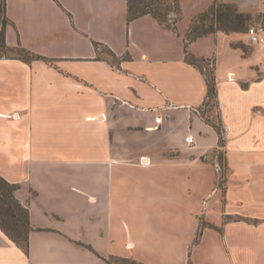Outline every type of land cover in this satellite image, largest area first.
<instances>
[{
    "label": "crops",
    "instance_id": "obj_1",
    "mask_svg": "<svg viewBox=\"0 0 264 264\" xmlns=\"http://www.w3.org/2000/svg\"><path fill=\"white\" fill-rule=\"evenodd\" d=\"M5 1L7 44L20 42L50 61L0 56V174L19 185L32 225L28 253L0 227V264H107L110 255L185 264L184 252L208 247L169 233L144 246L170 260L150 261L129 252L135 241L124 251L84 227L89 217L72 210L69 189L77 175L94 172L103 190L123 143L128 158L153 160L147 167L137 161L133 173L152 190L160 178L176 219L214 199L208 222L230 264H264V42L222 30L186 40L192 21L214 4H237L264 24V0H180L177 31L152 14L130 20L129 0ZM95 42L115 56L99 54ZM187 50L214 62L217 108L206 119L208 81ZM214 124L223 128L224 145ZM216 150L225 155L223 184L220 163L211 159ZM187 186L201 198L197 207L185 200Z\"/></svg>",
    "mask_w": 264,
    "mask_h": 264
},
{
    "label": "rangeland",
    "instance_id": "obj_2",
    "mask_svg": "<svg viewBox=\"0 0 264 264\" xmlns=\"http://www.w3.org/2000/svg\"><path fill=\"white\" fill-rule=\"evenodd\" d=\"M99 52L109 55L108 48L104 46L99 47ZM2 54L10 57H30L29 54L23 55L19 52H5ZM210 67L211 66H208L207 70H209ZM211 105L212 108H201V112L204 113L205 117L209 118L211 116V114H207L208 110H216V102H213ZM179 125L180 128L183 127L182 124ZM184 128H186V134L193 136L195 139L196 133L191 130L189 120H186ZM219 129L223 136V128L219 126ZM144 135H146V133H144ZM128 147L129 146L123 143L122 160L118 162V164L112 166L114 168L111 169L110 173L109 170H107V181L105 180L103 190H100V187L94 186L96 180L94 172H90L84 176L79 174V177L77 175L74 181V185L76 186V188H74L75 191H72L71 188L69 189V198H72L73 203L72 210L74 209V211L77 212V208H79V212L89 217L88 222L84 221V227L89 229L90 233L100 238L104 237L106 240L113 239L124 251H126L127 241H135L136 245L128 246L129 252L131 254H139L143 257H147L150 261H168L170 259H168V254L147 252L144 242H151L156 238L162 239L164 235L169 233H175L181 236L184 235L185 239H191V247L193 248L197 247V243L202 240L203 242L205 241L204 244H206V242L210 244L208 245L210 248L206 247V245L200 248L198 247L194 252H184V255H187L185 264H196L197 262L201 264H230L231 258L229 254L220 247L222 246L220 245V242L223 241L222 237L220 238V235L210 228L208 222V215L211 213L210 211L214 199L208 198L202 201L199 214H189L188 211H185L184 221H179L172 213L175 212L172 209V202L174 200H172V197L168 200L165 199L169 190L164 191L163 188L166 185L162 183L160 178H157L156 189L152 190L149 181L144 176L139 177L133 173L132 166L135 165L137 161V164L147 167L152 164L153 160H149L148 163L145 162V159L148 158L147 156H141L137 161V158H128L127 156H131V153L128 155ZM131 148L136 149L137 147L133 146ZM170 154L171 156L175 155L173 153ZM221 157L224 164L223 167L221 166V179H223L224 175L227 173L225 155L222 150H216L211 154V159L215 158L219 161ZM82 189L86 191L84 198H87L88 195L91 197L89 199L90 202L82 198L81 193H84L81 191ZM189 189L190 187L187 186L185 200L187 203L193 200L195 205L192 204V206L197 207L196 205H198L199 199L201 198L197 194L194 196L195 194ZM92 194H94L95 197H92ZM168 202L169 206H167ZM195 224L196 226L194 229L193 226ZM193 229L194 234H191ZM218 232L222 234L220 230ZM189 254L190 257H188ZM138 258L143 260L140 256H138Z\"/></svg>",
    "mask_w": 264,
    "mask_h": 264
},
{
    "label": "trees",
    "instance_id": "obj_3",
    "mask_svg": "<svg viewBox=\"0 0 264 264\" xmlns=\"http://www.w3.org/2000/svg\"><path fill=\"white\" fill-rule=\"evenodd\" d=\"M173 13L177 14V16L172 17ZM146 14H152L161 24L171 30L177 31V23L182 18L180 0H129L130 20ZM9 22L6 1L2 0L0 3V56H4L5 54L2 53L5 52H19L23 55L29 54V58L23 57L27 60L45 59L50 61L49 58L30 51L20 42L16 46H9L5 38V27ZM252 24H254V15L240 11L237 4H214L192 21L186 40L187 42L194 41L201 36L219 30L225 32H246ZM100 46L102 44L96 42L98 51ZM109 52L115 56L113 51L109 50ZM186 58L187 61L198 66L205 74L208 81L206 105L210 106L213 102L217 101L218 96L214 62L212 63L211 59L198 58L188 50ZM208 66H211L209 70H207ZM202 116L206 119L204 113H202ZM214 125L220 134L219 144L224 145L225 140L221 134L219 125ZM219 163L223 167L222 157L219 158ZM223 183L224 178L220 180V184ZM18 188V184L10 182L0 174V227L28 253L30 245L29 237L32 230L30 210L17 197L16 191ZM105 261L107 264H147L136 257L118 255H110L108 258H105Z\"/></svg>",
    "mask_w": 264,
    "mask_h": 264
},
{
    "label": "built area",
    "instance_id": "obj_4",
    "mask_svg": "<svg viewBox=\"0 0 264 264\" xmlns=\"http://www.w3.org/2000/svg\"><path fill=\"white\" fill-rule=\"evenodd\" d=\"M177 14L173 13L172 17H176ZM247 41L252 44H259L264 42V24L263 23H255L252 24L248 30L245 32ZM188 140L190 142H194L195 139L193 136H189ZM145 162H149L147 158L145 159ZM220 165V164H219ZM221 166V165H220Z\"/></svg>",
    "mask_w": 264,
    "mask_h": 264
}]
</instances>
